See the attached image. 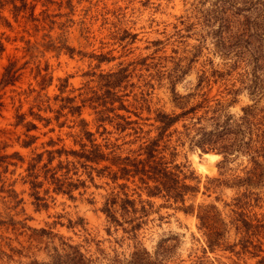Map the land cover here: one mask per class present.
<instances>
[{
  "label": "rangeland",
  "instance_id": "rangeland-1",
  "mask_svg": "<svg viewBox=\"0 0 264 264\" xmlns=\"http://www.w3.org/2000/svg\"><path fill=\"white\" fill-rule=\"evenodd\" d=\"M70 4L67 0L33 1V14L39 20L53 15L50 32L57 35L63 30L65 42L74 48L72 54L65 48L59 54L49 50L41 58L40 66L48 63L52 80L40 91L49 96L40 109L33 100L40 88L36 63L30 52L20 48L21 35L28 36L24 17L15 18L10 4L0 9V37L5 42L0 76L10 57L16 56L19 65L30 60L20 68L18 79L0 90L4 102L0 109V264H264L258 262L264 255V156L249 160L255 152L254 147L245 152L241 141L250 138L246 131L225 136L235 145L227 154L186 142L183 151L201 176L200 191L183 205L152 198L147 221L135 232L128 230L130 224L121 215L122 224L110 221L101 210L106 195L117 189L116 183L96 172L90 178L88 168L70 152H48L80 147L77 119L81 116L89 120L97 142L128 138L129 128L120 131L108 119L101 122L105 129L97 128L88 100L94 89L101 91L98 75L90 73L121 65L127 66L129 75L116 87L119 98L114 105L123 102L127 110L117 107L110 115H130L131 119L138 117L135 111L141 117L152 115L135 107L142 95L151 110L178 111L204 91L223 100V118L230 115L239 121L241 107L248 104L253 114L262 115L264 0H71ZM98 54L112 59L100 60ZM212 68L227 73L214 80L209 75ZM202 71L206 78L198 81ZM152 72L163 73V83L158 84ZM150 78L153 89L147 86ZM72 96L74 100L66 103L65 98ZM77 103L82 104L80 114H71L68 106ZM19 113L24 118L18 122ZM30 121L35 126L28 129ZM260 121L263 125L264 118ZM30 135L33 141L26 146ZM207 152L216 155L207 158ZM39 153L41 159L36 160ZM67 161L66 180L78 185L71 186L73 197L54 190L51 182L52 170L62 176L65 168L58 165ZM29 171L43 181L36 187L41 196L38 205ZM215 177L224 183L215 186ZM233 181L236 185L231 186ZM243 191L248 192L243 209L255 223L252 229L261 250L253 255L238 245L209 248V236L234 240L230 207L224 202ZM199 217H206L205 227Z\"/></svg>",
  "mask_w": 264,
  "mask_h": 264
},
{
  "label": "trees",
  "instance_id": "trees-1",
  "mask_svg": "<svg viewBox=\"0 0 264 264\" xmlns=\"http://www.w3.org/2000/svg\"><path fill=\"white\" fill-rule=\"evenodd\" d=\"M33 1L0 0V9L10 4L15 18L18 16L24 17V30L28 36L21 35L22 43L20 48L30 52L31 59L36 63L37 72L35 77L40 88L33 95V100L40 109L42 102L49 101V96L46 93H40V91L48 86L52 80V75L48 71V63L45 62L43 67L40 66L41 58L49 50L59 54L65 48L70 52L69 54H72L74 48L65 42L63 30L57 35H53L50 32L55 20L53 15L41 17L39 20L38 16L33 14ZM70 1L67 0L71 6ZM63 25L64 22L60 21L59 27L63 28ZM37 32H41L40 35H37ZM123 36H127V34L124 33ZM4 49L5 42L3 37H0V54ZM97 56L100 60L112 59V57H108L105 54H98ZM29 61V59H26L19 65L16 56L10 57L3 66L0 76V90L8 84H13L20 75V68L24 67ZM42 70L44 71L41 72ZM203 73L204 71L197 75L198 81L206 78ZM226 73L227 71L225 70L212 68L209 75L216 80V78H221ZM90 74L98 75L99 88H101V91L94 89L92 91L93 94L88 97L90 107L93 108L95 113L96 127L102 126L105 129V125H101V122L108 119V122L112 123L120 131L129 128L128 138H125L122 142L108 139L103 143L97 142L94 138V131L88 128L89 120L81 116L77 119L79 126L77 142H79L80 147L69 150L59 148L48 150V152H70L78 158V162L82 166L88 168L87 174L90 178H93V172H96L97 175L107 176L112 182L116 183L117 189L114 188L112 192L106 195L101 210L105 212L112 222L122 224V221L126 220L130 224L128 230L135 232L147 221L148 214L153 206L152 198L160 197L166 201L183 205L187 199L192 198L200 191L201 176L190 166L183 151L186 142H190L193 146L200 147L203 150L216 149L221 153L227 154L235 145L225 136L231 131L241 130L250 134V138L247 141H241L246 145L245 152L248 153L254 147L255 154H251L249 160H257V155L264 156V124L260 125L258 123L264 118V113L262 115L253 114L249 104L241 107L242 114L239 116V121H233L229 117L230 115H225V118L222 117L220 111L224 104L223 100L209 96L208 91L201 92L198 100L191 102L187 106H182L178 111L165 110L162 107L151 110L147 97L142 95V97L137 99L135 107L146 109L148 112H152V115L141 117L140 111H135L138 117L131 119L130 115L109 114V112L115 111L117 107H123L127 110L123 102H120L117 106L114 105V100L119 98L116 93V87L121 85L129 75L127 66L121 65L99 73L92 71ZM151 77L160 84L163 83L165 75L159 72H152ZM197 85L201 86L202 83L200 82ZM147 86L154 88V82L151 78L147 81ZM152 89H150V93ZM25 91L27 90L23 92ZM10 97L14 98L13 95H10ZM73 100V96L65 98L66 103H70ZM3 106L4 102L1 100L0 95V109ZM81 106V103L69 105V112L71 114H80ZM253 117L254 119L252 120ZM23 118L24 114L19 113L17 121L19 122ZM45 119L47 122L49 121L48 117ZM139 119H142V121ZM60 124H62V121ZM27 126L29 129L35 124L30 121ZM33 138L30 135V139L25 140L24 145H30ZM205 154L207 158H213L216 155L211 152ZM41 156V153H39L36 160H40ZM180 157L183 159H180ZM51 158L49 157V160ZM101 161H107V163L98 165ZM68 163L70 161H67L64 165L61 163L58 165L59 168H65L62 176H56V170H52L50 173L53 178L51 182L54 190L69 193V196L73 197L70 193L72 190L71 186L76 187L78 185L66 180L69 170ZM72 164L75 163L72 162ZM31 172H28V175H33V179H31L33 190L31 193L37 200L36 204L38 205L41 204L38 203V200H41V196L38 195L36 187L41 185L43 181L36 180L38 174ZM213 179L217 181L215 186L224 183L223 179L218 177ZM231 184V186L236 185L234 181ZM204 187L207 190L210 188L206 183H204ZM247 193L246 191L240 192L233 196L231 201L224 202L225 206L230 207L228 218L230 224L233 225L234 240L225 242L219 237L212 239L209 236L207 238L209 248L212 249L214 244L221 245L223 248H233L234 245H238L242 249H247L253 255L257 254L258 250H261V244L255 241L254 229H252L255 223L246 216L243 209L247 200L245 198H248ZM216 198L219 197L216 196ZM46 204L45 202L43 203V205ZM118 215H121L124 220L120 221ZM199 221L201 226L205 227L208 224L206 217H199ZM258 262L264 263V255L259 257Z\"/></svg>",
  "mask_w": 264,
  "mask_h": 264
}]
</instances>
